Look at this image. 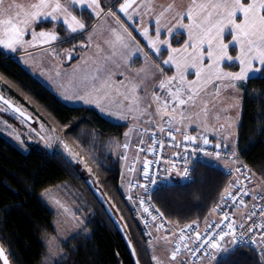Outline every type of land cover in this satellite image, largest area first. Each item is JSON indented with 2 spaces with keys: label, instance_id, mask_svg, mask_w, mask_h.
I'll return each mask as SVG.
<instances>
[{
  "label": "snow or ice",
  "instance_id": "obj_1",
  "mask_svg": "<svg viewBox=\"0 0 264 264\" xmlns=\"http://www.w3.org/2000/svg\"><path fill=\"white\" fill-rule=\"evenodd\" d=\"M135 3L136 0H123L119 5V11L132 19L133 16L129 13V9L133 8ZM71 6L92 9L97 16H100L102 12L100 0H63V2L62 0H25L24 3L11 0L7 5L5 0H0V48L15 52L26 44L35 46L34 42L38 38H41L44 43L57 40L58 36L55 33L45 31L37 33L36 25L45 21L59 22L69 34L83 31L86 25L77 18V15L73 14ZM137 8L143 10L140 12L134 9L137 16L154 14V38L149 35V28L146 26L138 29V31L147 39V46L157 56L162 51H168L169 54L162 61V65L174 67V74L166 75L163 67L148 65L146 61L145 67L131 72L130 65L133 62V57H137V53L141 52L142 49L135 43V38L128 28L121 24L122 31L116 28L110 29L112 39L105 41L109 46L107 53H104V49L100 48L99 45L97 46V55L104 63L96 65L95 61L93 62L94 72L85 77V95L95 96L98 101L102 102H108L116 97L113 102L117 105L118 118L127 119L131 116L133 120L139 121L140 117H146L147 124L155 125L158 132L166 133L172 141H177L178 138L175 133H180L183 140L194 145V147L190 151L187 147L185 148L187 154L181 156L184 162L183 169L177 175L191 180L190 171L194 170V167L190 169L189 164L192 160L198 157L199 153H203L205 156H212V153L199 147L201 142L204 145L210 143L207 136L191 135L184 130V127L194 126L193 131H195L202 126L204 130H207L213 121L218 123L221 120L220 111H227L222 107L217 108V102L223 95L225 101H230L231 107L237 109L233 116L228 118L227 125L219 124V128L224 129L227 126L229 133H231L236 117L239 115L238 105L234 102L236 97L233 93L238 92L243 87L244 82L250 79L264 78V0H187L186 5L180 8H177L175 0H172L166 6L160 5L158 12L155 0H141ZM170 12L174 13L171 20L164 21L166 14ZM108 15L115 16V13L109 10ZM116 19L117 23L120 24L119 18ZM185 20L188 22L185 23ZM26 35L32 37L31 41L25 40ZM162 35L167 38L162 40ZM179 35L186 36V39L183 41L182 47H173L171 41ZM87 62L85 61V63ZM226 67H238V70L226 71ZM116 75H120L123 79L115 80ZM189 76H193L194 79H188ZM149 81L152 82L150 91L144 87ZM77 98L86 103L91 102L85 100L84 95ZM65 99H71V97H65ZM0 101H3L10 108L14 107L3 96H0ZM97 107H100L102 112L104 111L101 103H98ZM14 110L20 115H24L21 108H14ZM108 114L117 115V113L112 112ZM198 121L200 123H197ZM165 125L168 126L167 129ZM131 131L132 129L125 132L124 136L127 138ZM228 138V136L225 137V139ZM151 143L152 147L148 149L151 152H155L157 144L160 148L164 147L162 140L153 139ZM139 144H144L143 138L139 140ZM175 146L179 147L180 145L177 143ZM214 147L219 149L221 145L217 143ZM224 147L228 148L230 145L225 144ZM123 148L128 149L129 144L125 142ZM139 151H144V149L140 148ZM70 155L75 158L74 154L70 153ZM173 155L180 154L174 153ZM231 155H236L235 150L231 152ZM220 156L221 153L216 152L214 158L218 159ZM123 158L127 159V156L125 155ZM77 162L83 163L82 160H77ZM153 163L158 164L159 161L149 159L143 161L142 176L147 183L129 184L130 190L132 187L143 189L148 194L149 200L152 198L149 184H158V180L151 173ZM166 163L175 169V160L166 161ZM88 171L91 173L92 169L88 168ZM128 171L134 172L136 169L130 167ZM164 171L167 173L169 169ZM236 171L239 172L240 169H236ZM245 175L247 176V173ZM248 179L250 180L251 177L248 176ZM243 194L249 195V192L245 191ZM220 198L221 200L232 198L235 204L236 198L233 195L231 184L223 189ZM252 199L255 200L256 197L253 195ZM261 199H264V196ZM139 203L153 222L164 217V212L155 205L152 207L155 208L157 215H153L149 207L144 206L145 200L143 198L140 199ZM240 204L246 206L243 200L240 201ZM212 211L216 212L217 208L214 207ZM255 215V212L249 213L247 220H252ZM260 215L264 216V210H261ZM227 220H229V216L225 213L222 221ZM222 221L218 222L215 227L219 228ZM193 225L198 227L197 222L193 221L185 228L180 229L179 240L181 242L187 239L184 235L186 229L193 228ZM226 227L227 231L220 232L218 238L217 236H209L202 240L200 232L196 231L195 240H202V242L195 249H189L187 244H184V248L189 249L192 254L207 249L203 256L214 262L220 252H235L238 247L256 243L255 238L251 235L248 239H244V237L246 233L251 234L257 225H250L245 228V224L240 223L241 232L239 236L237 235L235 220H231ZM258 227L264 229V223L259 224ZM163 228L162 223L156 224L157 231ZM148 235L151 236L152 233L149 232ZM174 235L175 233H173ZM225 237H231V240L228 246L222 247L220 242L224 241ZM162 239L166 243H171L168 236H164ZM260 240L264 241V232L261 233ZM129 243L131 247V242ZM49 244L51 245L52 241H49ZM151 247V242H149V248L151 249ZM261 251H264V246L261 247ZM132 253L134 256L137 255L135 247H132ZM180 253L181 246L180 243H177L170 255L167 251L165 258L152 254L151 260L154 261V264H165V260L169 264L171 262L184 264L182 259H178ZM9 255V250L0 243V261L2 264H10ZM59 255L66 254L60 252ZM137 264H139L138 260Z\"/></svg>",
  "mask_w": 264,
  "mask_h": 264
},
{
  "label": "trees",
  "instance_id": "obj_2",
  "mask_svg": "<svg viewBox=\"0 0 264 264\" xmlns=\"http://www.w3.org/2000/svg\"><path fill=\"white\" fill-rule=\"evenodd\" d=\"M41 26L49 29L53 24L45 22ZM181 37L180 43L173 45L182 44L185 37ZM225 69L237 71L238 67ZM0 81L8 94L48 119L56 132L89 163L97 179L95 182L82 175L77 166L59 153L51 154L33 146L30 152L23 153L0 135V243L9 248L11 263L43 264L47 251L44 235L55 234V214L40 196L49 188L70 184L91 210V219L85 227L89 236H77L62 243L66 257L57 264H135L122 233L106 214L91 183L120 220L140 264H154L139 224L118 190L120 163L107 150L111 140L123 136L127 125L108 121L93 108L63 103L19 62L1 51ZM241 90L236 150L264 184V78L244 82ZM7 120L13 122L10 117ZM229 183L230 178L220 169L199 163L190 182L160 187L154 194V202L172 222H203ZM216 264L261 263L253 252L237 248Z\"/></svg>",
  "mask_w": 264,
  "mask_h": 264
},
{
  "label": "rangeland",
  "instance_id": "obj_3",
  "mask_svg": "<svg viewBox=\"0 0 264 264\" xmlns=\"http://www.w3.org/2000/svg\"><path fill=\"white\" fill-rule=\"evenodd\" d=\"M10 2L11 0H5L6 5ZM16 2L24 3L25 0H16ZM101 2L105 6L111 4L112 7L114 6V11H119V5L120 3L123 2V0H101ZM158 2L159 1L155 0V5ZM163 2L166 1L163 0ZM134 5H138V4H134ZM134 5L131 10L132 14L134 15L133 20L138 19V17H140L139 18L140 22L142 21L143 23V24L141 23L140 28L144 26L148 27L149 35H153L155 30L154 18H152L151 17L152 15L149 14L136 16L134 9L137 11V7H134ZM140 12L143 11L140 10ZM110 28L112 29L115 27L114 25L111 24ZM131 28L133 29V27ZM139 35L141 36V33H139ZM182 36L185 37L184 35ZM143 38L147 41L145 37ZM181 38H182L181 35L176 36L172 44L177 43V41H181ZM31 39H32L31 36L30 39H28L27 35L25 36L26 41H31ZM110 39H112L110 29L103 36L97 34V30H94L93 32H91L90 36H88V40L80 41L79 43H77V45L79 46L65 47L63 49L60 48L63 51L61 58H59L58 60L52 56L50 50L49 51L47 50L45 52L34 51L32 52V54H30L29 52L23 53L33 47L29 44H26L23 48H18L17 51L15 52H12L7 49L4 50L5 52H10L12 54H19L20 56L18 55V60L20 65L23 64L26 67L33 66L35 69V73L33 74L35 77L34 76L33 77L35 79L37 78L38 80L39 77H41L42 80L41 82L39 81L41 84H43L42 82L49 83L51 84L53 90L57 91L59 94L63 95L64 97H71V99H66L67 101L65 100V104L72 107H78V106L91 107V104L95 103L94 101L97 100V98L95 96L89 97L85 95L86 92L85 77L88 76L90 73H93L91 70H94V64H93L94 61L96 65L104 63V61L100 59V57L97 55V46L99 45L100 48L105 49L108 52L109 46L108 44L105 43V41ZM182 45L183 43L179 44L178 46L175 45L172 46L182 47ZM86 50L88 54L85 56L84 52ZM165 53L169 54L168 51ZM7 57L8 58L10 57L15 61H17L13 56H7ZM69 57H71V59H69ZM137 57H133V62H132L133 65H130L131 72H135L136 70L145 67V61L147 62L148 65H153L151 60H149V58L142 52L137 53ZM73 59L78 60L79 63L77 62L75 65L74 68L75 72L72 71L68 75L79 73L80 78L78 80L76 79V82H73L72 77L67 78V75L65 77H62L61 74L57 75V72L60 71V68L58 69L57 66L59 64L58 61L62 60L63 63L66 65L67 62H70ZM154 59L153 61L156 63V66H161L165 69L166 75L174 74L175 71L174 67L170 68L167 66L168 67L167 68L166 66L162 65V61L164 60L162 56L160 57L158 55ZM85 61L88 62L85 63ZM170 69H173V71H171ZM86 71L89 72L87 73ZM226 71H230V70H226ZM114 79L121 80L123 79V77H121L120 75H116ZM157 79H159V77H157ZM188 79H194V77L189 76ZM151 83L152 82L149 81L144 86L149 91L151 90ZM6 91H8L7 88L4 86L3 82L0 81V92L8 99H10L12 102H14L16 105L21 107L26 113L31 115L35 119V123L31 124L24 121L0 102V135H2L6 140L12 143L16 148H18L23 153L30 152V147L32 146L43 148L49 151L51 154L59 153L60 155H63L65 158H67L72 164L77 166L81 171L82 175L87 176L88 179L92 178L95 182H97L94 173L92 171L91 173L88 171V168H91L89 163L83 158V156H81L80 153H78L71 145H69V143L61 135H59L56 132V130L49 124L48 119L42 113L37 112L33 110L30 106H27L23 102L18 101L14 96H11ZM80 95H84L85 100H90L91 102L86 103L84 100L78 99L77 97ZM233 95L236 97L234 102L238 105L239 115L236 117V122L233 124L231 133H229L227 126L224 129H221L219 128V124L223 123L227 125L228 118L232 117L233 114L237 111V109L232 108L231 102L225 101L223 95L220 101L217 102V108L220 109L222 107L223 109H227V111H220L221 120L218 123L213 121V124L210 125L207 128V130H204L202 126L196 129L195 131H193L194 126L184 127L183 125H181V127H184V130L191 135L207 136L209 138H212L213 140L223 143L224 145L228 144L230 145V147H228L230 150L237 151L236 148L238 144V127L241 119L240 117H241V108L243 101V91L240 88V90L236 93H233ZM115 99L116 97H113L112 100L101 103L102 107L104 108V110H106L107 113L104 115L106 120L114 123H124V125H127L128 127L126 132H129V130L132 129L134 126H139V127L155 126L152 124H147L146 117H140L139 121L133 120L131 116H129L127 119L118 118L119 113L117 111V105L113 102ZM109 112L117 113V115H109L108 114ZM7 117L12 118L13 122L8 121ZM201 120H203V117H201ZM197 123H200V121H198ZM226 136H228L229 138L225 139ZM136 138L137 136L133 138L132 141L134 146L136 144ZM125 142L129 143V136L126 138L123 134V136L120 139L111 140L110 143L107 145V150L119 161V163L121 162L120 157L126 151V149L123 148V144ZM70 153L74 154L75 158H73V155H70ZM130 153L132 155L131 157L134 158L135 157L134 148H131ZM77 160H82L83 163H78ZM167 183H170V181H168ZM256 186L259 187V189L261 190L264 189V185L258 179ZM76 192L77 190L73 189L72 185L63 184L49 188L48 190L44 191L40 196L41 199L53 210L55 214V220H54L55 234L44 235V242L47 251L43 264H57L66 257V255L63 256L59 255L60 252L65 253L62 243H66L70 239L77 236L83 238L89 236V231H87L85 227L91 219V210L86 208V205L84 204L85 201H82L81 197L78 198ZM57 201H59V204H57ZM65 209H67V211H65ZM78 220L80 221L79 223ZM164 236L167 235L160 234L158 241L151 244L152 245L151 249L148 247V250L151 255L155 254L161 258H165L166 251L170 255V252L172 250V240L168 236L171 243H166L162 239V237ZM49 241H52L51 245L49 244ZM147 245L149 246V244ZM7 249L9 250V248ZM229 253L230 252L228 253L220 252L214 262L210 261L207 264H216V262L219 259H221L224 256H227ZM165 264H169V262L165 260ZM171 264H176V262H171Z\"/></svg>",
  "mask_w": 264,
  "mask_h": 264
},
{
  "label": "built area",
  "instance_id": "obj_4",
  "mask_svg": "<svg viewBox=\"0 0 264 264\" xmlns=\"http://www.w3.org/2000/svg\"><path fill=\"white\" fill-rule=\"evenodd\" d=\"M165 128L167 129V126H165ZM175 134L177 135L178 139L177 141H172L171 137H169L166 133L158 132L156 126H134L129 134V148L126 149L125 153L120 157L121 162L118 179V190L122 198L128 203L133 219L139 224L140 233L144 241L147 244H149V242L153 244L158 241L160 234L167 235L172 240V249L175 247V244L180 243L181 253L178 259H182L184 264H207L211 261L208 257L203 256V253L207 249H202L201 252L195 254H192L189 249H195L203 239H207L209 236H217L218 238V234L220 232L227 231L226 225L231 220H235L238 236L241 232V229L239 228L240 223H244L245 228H248L250 225H257L251 234L246 233L244 237V239H248L249 235H251L253 238H255L256 243L247 244L238 248L247 249L253 252L258 257L260 263L264 264V251H261V247L264 246V241L260 240V235L262 232H264V229H260L258 227L259 224L264 223V216L260 215L261 210H264V199H261V197L264 196V189L261 190L256 186L258 179L257 176L255 175L251 166L239 158L237 151H235L236 155L232 156V150L225 148L223 143L213 140L212 138L207 137L210 141L208 145H204L202 142L199 143V147L209 153H212V156H205L203 153H199L198 157L194 158L189 164V168L193 169V167L195 168L197 164L203 163L216 169H220L226 176L230 178L229 184L232 185L233 195L236 198L235 204L233 203L232 198H226L224 200L219 198L213 206V208H217V211L213 212L211 210V214L203 222L197 223L198 227L197 225H193V228L186 229L184 235L187 237V239H185L183 242L179 240L180 229L185 228L186 225L192 222L178 224L167 219L165 215L159 221L153 222L148 213L143 211V208L139 203L141 198L145 200L144 206L149 207V210L153 213V215H157L155 208L152 207V205L157 207L154 202L155 192L166 184H172L175 182L187 183L192 180L185 179L182 176L177 175V173L182 172L183 169L184 162L181 159V156L187 154L185 153V148L187 147L190 151L194 145L184 141L180 133ZM136 136V144L134 146L132 141ZM141 138L144 140V144L142 145L139 144V140ZM153 139L162 140L164 142V147L160 148L157 144L155 146V152L149 151L148 149L152 147L151 142ZM177 143H179V147L175 146ZM217 143L221 145V148L217 149L214 147V145ZM131 148H134L135 150L134 158L131 157ZM140 148H143L144 151H139ZM216 152L221 153V156L218 159L214 158ZM174 153H179L180 155L174 156ZM125 155L127 156V159L123 158ZM144 159L159 161L158 164L153 163L151 165V173L158 180L157 185L149 184V190L152 196L151 200L148 199V194H146L143 189L139 187H132L131 190L129 189L130 183L133 185L137 184V182L147 183V181H145L142 176ZM171 160H175L176 162L175 169L171 168L169 163H166V161ZM130 167H135L136 171L129 172L128 169ZM165 169H169V172L166 173L164 171ZM236 169H240V171L238 172ZM193 172L194 170L190 171V176L192 178ZM245 173H247V176ZM248 176L251 177L250 180L248 179ZM168 181H170V183H167ZM245 191H248L249 195H244L243 193ZM253 195L256 197L255 200L252 199ZM129 196H131V199H129ZM241 200L245 202L246 206L240 204ZM251 212H255L256 215L253 216L252 220L249 221L247 220V215ZM225 213L228 214L229 220L222 221L223 215ZM145 221H147V224H145ZM221 221L222 223H220V227H215V225ZM157 223H162L164 228L160 231H157ZM196 231L200 232L202 237L201 241L195 240ZM149 232L152 233L151 236L148 235ZM173 233H175L174 236ZM230 240L231 237H225V240L220 242L221 246L224 247L228 245ZM184 244H187L189 249H185Z\"/></svg>",
  "mask_w": 264,
  "mask_h": 264
},
{
  "label": "crops",
  "instance_id": "obj_5",
  "mask_svg": "<svg viewBox=\"0 0 264 264\" xmlns=\"http://www.w3.org/2000/svg\"><path fill=\"white\" fill-rule=\"evenodd\" d=\"M156 1H159L155 5L157 12L160 10V8H159L160 5H165L166 6L168 3H171L172 2V0H164L166 2H163V0H156ZM62 2H63V0H62ZM140 2H141V0H137L135 4H140ZM175 2H176L177 8H180V7H183V6L186 5L187 0H175ZM100 6H101V9H102V12H101L100 16H97L92 9H88V8L81 9L79 7L71 6V10L73 11V14L74 15H77V18L80 19L82 22H84L85 25H86L85 29L83 31H81V32L69 34L68 32H66L65 27L62 24H60L59 22H56V23L51 22L53 24V26L51 28H49V29L48 28H44V27L41 26L42 23H45V22H48V21L39 23L38 25H36V31H37V33H39L40 31L55 33V34H57L58 39L55 40V41H51L50 43H44L41 38H38L35 41V46H33L32 48L28 49L26 52H23V53L29 52L30 54H32V52H34V51H39V52H43L44 51L45 52L47 50L48 51L50 50L52 56L55 57L58 60L62 56V51H63L62 49L63 48H65V47H72V46H75V47L76 46H79V45H77V43H79L80 41L88 40V36H90L91 32H93L94 30H97V34H100L101 36H103L106 32H108L109 29H111L110 28L111 24L114 25V27L116 29H119L121 31H122L121 24H123L132 33V36L135 38V43L138 44L139 47L142 49L141 52L143 54H145L149 58V60H151V62L153 63L152 66H156V63L153 61V59L157 56V54H155L147 46L148 42L143 38L142 35L141 36L139 35L140 31L138 32V29H141L140 28L141 27V22H140V19H139L140 17H138V19H134V20H133V18L132 19H129L128 16L125 15V13L120 12V11H114V6L112 7L111 4H109L108 6H105L101 2V0H100ZM134 7H137V5H134ZM109 10H111L113 13H115V16L108 15ZM131 10H132V8L129 9V13L132 16H134L132 14ZM140 10L143 11L142 9L137 8V11H140ZM173 14L174 13H172V12L167 13L166 16H165V18H164V21H170ZM149 15H152L151 17L154 18V14L149 13ZM117 17L120 20V24L117 23V19H116ZM164 21H162V23H164ZM184 22L187 23L188 21L185 20ZM131 27H133L134 30ZM27 36H28V39H30V35H27ZM152 36L154 38V34ZM165 38H167V37H165L164 35L161 36V39L162 40L165 39ZM71 39H74L73 42H68ZM185 39H186V36H185ZM173 40L171 41V43H173ZM60 48H62V49H60ZM0 51L4 55H6V56H13V57H15V59L17 60V62H19V60H18V55L19 54H12L10 52H5V50L2 49V48H0ZM133 51H135V49H133ZM106 52L107 51L104 49V53H106ZM164 52H167V51H162L159 54V56L161 57ZM84 53H85V56H86L88 54L87 50ZM166 55H168V54L166 53L165 56L162 57V58L163 59H166L167 58ZM84 57H82V58H84ZM65 62H67V61H65ZM77 62L79 63L78 60L73 59L70 62H67V64L65 65L62 60L58 61L59 64L57 66H58V69L60 68V71H58L57 73L61 74L62 77H65L66 75H67V78L72 77L73 78V82H76V79L78 80L80 78L79 73H74L73 75H68V74L71 73L72 71L75 72V69L74 68H75V65H76ZM131 65H133V63H131ZM21 66L29 74L32 73L31 75L34 76L33 74L35 73V69H34L33 66L26 67L23 64H21ZM170 70L173 71V69H170ZM91 71L94 72V70H91ZM86 72L88 73L89 71H86ZM36 80H38V79L36 78ZM41 80H42L41 77H39V80L38 81L41 82ZM42 83L50 91H52L54 93V95L57 96L63 103H65V100H66L65 97L63 95L59 94L57 91L53 90L51 84L46 83V82L45 83L42 82ZM94 102L95 103H92L91 104V107H89V106H78V107H89V108H93L103 118H105L104 115L107 114L106 113V110H104L102 112L100 110V108L97 107V104L98 103H103V102L102 101H98V100H95ZM117 124H124V123H117Z\"/></svg>",
  "mask_w": 264,
  "mask_h": 264
},
{
  "label": "water",
  "instance_id": "obj_6",
  "mask_svg": "<svg viewBox=\"0 0 264 264\" xmlns=\"http://www.w3.org/2000/svg\"><path fill=\"white\" fill-rule=\"evenodd\" d=\"M0 96H3L5 99H8L6 96H4L1 92H0ZM12 104H13V108H10L8 107L7 105H5L3 103V101H0L3 105H5L10 111H12L14 114H16L18 117H20L21 119H23L24 121L28 122V123H31V124H34L35 123V119L29 115L28 113H26L21 107H19L18 105H16L14 102H12L10 99H8ZM14 108H21L22 111L24 112V115H20V113H18L17 111L14 110ZM90 187L93 189V193L95 194V196L97 197L98 201L100 202L101 205H103L105 211H106V214L108 215V217L111 219V221L113 222V224L118 228V230L122 233L123 237H124V240L128 246V249L130 250V253H131V256L134 260V263L137 264V260L139 261L138 259V256H134L133 253H132V247L133 244L131 243V247H130V240L129 238L127 237V235L125 234V231L123 229V226L121 225V222L120 220L117 218V216L115 215V213L113 212L111 206L108 204V202L106 201V199L103 197V195L101 194L100 191H98L96 188L93 187V185L90 183ZM10 260V258H9ZM0 264H2V261H0ZM10 264L11 263V260H10ZM140 264V262H139Z\"/></svg>",
  "mask_w": 264,
  "mask_h": 264
}]
</instances>
